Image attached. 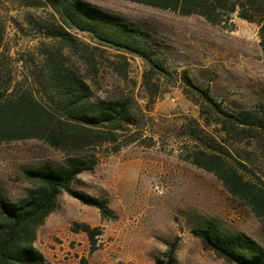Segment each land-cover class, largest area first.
I'll return each mask as SVG.
<instances>
[{
    "label": "rangeland",
    "instance_id": "1",
    "mask_svg": "<svg viewBox=\"0 0 264 264\" xmlns=\"http://www.w3.org/2000/svg\"><path fill=\"white\" fill-rule=\"evenodd\" d=\"M134 24L167 71L151 73L147 62L113 49L82 54L64 50L65 61L92 86L97 99L128 100L135 114L139 140L120 152L103 155L94 171L84 172L73 188L108 199L110 218L66 193L38 231L36 247L47 264H156L175 247V264H230L203 248L193 230L209 221L231 232H243L264 245V227L237 203L214 173L193 164L197 153L229 152L264 182V156L248 140L237 142L220 125L201 118L192 85L209 89L229 111L264 110V49L259 27L237 16L232 23L213 24L199 15H182L128 0H84ZM6 24L1 46L3 74L27 79L37 87L35 73L43 54L59 47L49 37L58 27L49 8H25L20 0H0ZM80 40L89 36L70 31ZM148 73V81L145 75ZM38 94L37 91H35ZM225 156V155H224ZM66 154L44 141L31 139L0 144V200L19 202L31 184L24 171L42 163H62ZM78 225L100 230L96 248ZM57 251L60 260L50 257Z\"/></svg>",
    "mask_w": 264,
    "mask_h": 264
},
{
    "label": "trees",
    "instance_id": "2",
    "mask_svg": "<svg viewBox=\"0 0 264 264\" xmlns=\"http://www.w3.org/2000/svg\"><path fill=\"white\" fill-rule=\"evenodd\" d=\"M182 15H199L213 24L232 23L235 16L259 27L264 49V0H128ZM27 9L49 8L58 27L48 36L59 47L45 51L35 73L37 87L28 80H15L13 71L3 74L1 46L6 24L0 15V144L37 139L66 154L62 163H42L24 171L31 184L19 202L0 200V264H47L37 249L39 229L56 210L58 197L66 193L79 202L96 207L104 219L110 218L108 199H98L73 188L84 172L94 171L99 158L120 152L139 140L133 131L135 114L128 100L97 99L92 86L65 61L64 50L82 54L89 65L95 54L89 50L115 51L143 58L152 74L164 75L166 69L155 59L146 35L134 24L101 10L84 0H20ZM89 36L92 43L70 33ZM148 81V73L145 75ZM183 80L200 96L201 118L207 125L217 124L237 142L248 140L264 156V110L229 111L217 102L209 89L194 86L188 75ZM38 92V94L35 93ZM224 155L197 153L193 164L212 172L231 197L251 211L264 227V182L242 161L229 152ZM96 248L100 230L78 225ZM203 248L230 264H264V245L243 232H231L218 222L209 221L193 230ZM175 247L156 264H175ZM78 264H90L82 258ZM124 264V263H119Z\"/></svg>",
    "mask_w": 264,
    "mask_h": 264
},
{
    "label": "crops",
    "instance_id": "3",
    "mask_svg": "<svg viewBox=\"0 0 264 264\" xmlns=\"http://www.w3.org/2000/svg\"><path fill=\"white\" fill-rule=\"evenodd\" d=\"M55 256H56V259H55L56 261L60 260L61 257L57 251H55V253H50V257L53 258Z\"/></svg>",
    "mask_w": 264,
    "mask_h": 264
}]
</instances>
